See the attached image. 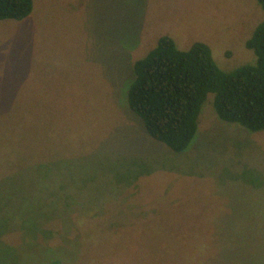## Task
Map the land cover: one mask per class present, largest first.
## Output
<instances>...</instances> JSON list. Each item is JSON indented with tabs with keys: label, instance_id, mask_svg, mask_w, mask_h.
I'll use <instances>...</instances> for the list:
<instances>
[{
	"label": "rangeland",
	"instance_id": "374dc122",
	"mask_svg": "<svg viewBox=\"0 0 264 264\" xmlns=\"http://www.w3.org/2000/svg\"><path fill=\"white\" fill-rule=\"evenodd\" d=\"M262 19L257 0H34L1 19L0 215L39 225L0 238L11 264H264V129L224 121L210 93L175 152L127 101L161 35L234 70Z\"/></svg>",
	"mask_w": 264,
	"mask_h": 264
},
{
	"label": "trees",
	"instance_id": "16d2710c",
	"mask_svg": "<svg viewBox=\"0 0 264 264\" xmlns=\"http://www.w3.org/2000/svg\"><path fill=\"white\" fill-rule=\"evenodd\" d=\"M257 1L264 10V0ZM33 7L34 0H0V20H21ZM245 44L255 52V62L224 70L206 42L195 41L180 49L172 36L161 35L156 46L134 62V78L128 88V105L144 121L149 135L175 152L187 149L197 134L199 116L210 93L221 119L251 131L263 130L264 19ZM14 228L25 230V235L39 225L35 228L24 213L21 217L0 215V238ZM15 252V247L0 239V264H11ZM45 256L39 264H55L49 253Z\"/></svg>",
	"mask_w": 264,
	"mask_h": 264
}]
</instances>
